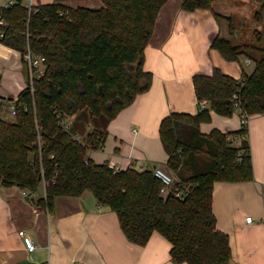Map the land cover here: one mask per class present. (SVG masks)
Returning a JSON list of instances; mask_svg holds the SVG:
<instances>
[{
  "label": "trees",
  "instance_id": "1",
  "mask_svg": "<svg viewBox=\"0 0 264 264\" xmlns=\"http://www.w3.org/2000/svg\"><path fill=\"white\" fill-rule=\"evenodd\" d=\"M100 1V8L51 3L31 14L22 6L2 13L0 43L19 52L25 66L26 49L45 61L42 76L29 79L27 73L26 87L14 102L13 120L0 118V185L33 194L43 184L44 197L36 204L48 212L56 198L90 192L98 205L116 214L129 242L144 246L158 232L171 245L173 264H230L228 236L216 229L212 191L216 182L253 179L247 126L205 135L200 125L211 121V112L232 116L236 104L249 118L264 114V51L253 71L239 80L217 68L209 76L194 75L198 112H171L160 121L165 166L176 179L175 187L187 189L181 198L162 197V183L153 169L115 170L108 163L95 164L87 152L104 146L107 124L149 89L152 76L142 69L144 50L167 0ZM217 1L181 0V9L211 10ZM255 3L252 19L262 26L253 33L260 41L264 0ZM225 20L229 34L236 35L231 18ZM210 48L229 62L251 60L248 52L254 49L218 36ZM73 116L75 122L65 128L64 120ZM89 121L93 127L86 133Z\"/></svg>",
  "mask_w": 264,
  "mask_h": 264
},
{
  "label": "crops",
  "instance_id": "2",
  "mask_svg": "<svg viewBox=\"0 0 264 264\" xmlns=\"http://www.w3.org/2000/svg\"><path fill=\"white\" fill-rule=\"evenodd\" d=\"M36 1L40 5L59 3L71 8L102 7L100 0ZM255 5V0H220L211 10L186 12L181 9V0H167L144 50L142 69L152 76L149 89L138 94L107 124L104 146L88 151L87 157L95 164L108 163L116 170H164L167 155L160 143L159 123L171 112H198L192 77L209 76L217 68L239 80L243 73L253 71L249 58L226 61L210 44L217 36L232 42L225 20L228 17L238 40L247 28L243 22L235 29L234 16L238 20L246 17L261 27L262 23L251 19ZM27 73L20 53L0 43L1 119L13 120L10 107L26 87ZM69 119L70 123L76 120L74 116ZM92 127L90 121L85 123V132ZM240 128L238 111L230 117L211 112V121L202 123L200 132L207 135L214 129L227 133ZM247 132L253 179L216 182L212 191L216 229L228 236L230 264H264V114L249 118ZM43 197V184L33 194L16 186L0 185V264H173L171 245L164 237L153 232L144 246L129 242L116 214L98 205L90 192L56 198L51 212L36 204ZM246 217H251L252 222L246 223ZM20 231L35 244L33 252L25 249Z\"/></svg>",
  "mask_w": 264,
  "mask_h": 264
},
{
  "label": "built area",
  "instance_id": "3",
  "mask_svg": "<svg viewBox=\"0 0 264 264\" xmlns=\"http://www.w3.org/2000/svg\"><path fill=\"white\" fill-rule=\"evenodd\" d=\"M39 5L40 4L36 0H0V26L1 27L5 26V24L1 18V15L3 12L9 11L12 8L17 7V6H22L24 9H26L28 11L29 14H31L32 12L34 13L37 11V8L39 7ZM2 36H3V34L0 33V37H2ZM22 57L26 61V67H27L29 79H32V77H34V76L39 77V76H42L44 74V68L42 66L44 61H45L44 57L38 56V55L34 56L29 49L25 50ZM246 62L249 63L248 60H246ZM233 99H236V95L233 96ZM200 105L202 107H205L206 101L200 102ZM236 108H237L236 111L239 112L241 125L247 126L249 117L240 112L237 104H236ZM10 111H11V114L14 116L16 113L14 104L11 105ZM62 124H63V122H62ZM64 127L67 128V124H64ZM153 174L162 183V188L160 190V194L162 197H166V196H169L171 194L174 197L181 198L187 194L186 188L175 187V185H176L175 177L168 174L162 168L155 167L153 169ZM245 221H246V223H251L252 219H251V217H246ZM19 235L22 237L25 249L28 252H33L35 250L36 246L32 242V240L30 238H28L27 236H25L23 231H20Z\"/></svg>",
  "mask_w": 264,
  "mask_h": 264
},
{
  "label": "rangeland",
  "instance_id": "4",
  "mask_svg": "<svg viewBox=\"0 0 264 264\" xmlns=\"http://www.w3.org/2000/svg\"><path fill=\"white\" fill-rule=\"evenodd\" d=\"M255 7H257V5H255ZM252 19V17H251ZM234 21V24L237 25V27H235V29H239V27L241 26V24L244 22V25L246 26V31L243 32V36L240 40H238L239 38H237V36L234 34L231 36V41L234 45L239 46V45H246L249 47H253L254 49H250V51L248 52L249 57L251 58V68L254 69V61L261 58V56L263 55V51H264V38H262L260 41H257L255 39L254 33L251 30L250 25L253 26V28L259 31L261 30L260 25H254L253 22L249 19H246V17H243L242 19L238 20L236 16L233 17L232 19ZM253 20V19H252ZM252 23V24H251ZM239 43V44H238ZM241 58V57H240ZM70 119L66 118V121L64 120V122L68 125H70ZM238 139L236 138V140L233 139L234 144L238 143ZM168 174L172 175L173 174L167 169H164Z\"/></svg>",
  "mask_w": 264,
  "mask_h": 264
}]
</instances>
